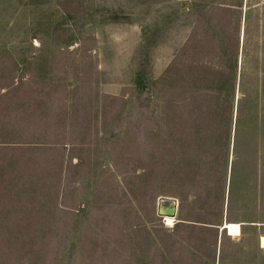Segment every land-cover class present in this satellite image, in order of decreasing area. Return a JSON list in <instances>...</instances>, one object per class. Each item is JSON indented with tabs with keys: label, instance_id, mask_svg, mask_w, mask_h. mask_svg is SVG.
<instances>
[{
	"label": "rangeland",
	"instance_id": "obj_1",
	"mask_svg": "<svg viewBox=\"0 0 264 264\" xmlns=\"http://www.w3.org/2000/svg\"><path fill=\"white\" fill-rule=\"evenodd\" d=\"M261 235L264 0H0V264H264Z\"/></svg>",
	"mask_w": 264,
	"mask_h": 264
},
{
	"label": "water",
	"instance_id": "obj_2",
	"mask_svg": "<svg viewBox=\"0 0 264 264\" xmlns=\"http://www.w3.org/2000/svg\"><path fill=\"white\" fill-rule=\"evenodd\" d=\"M177 202L171 198H160L157 202L156 212L161 218H174L176 214Z\"/></svg>",
	"mask_w": 264,
	"mask_h": 264
},
{
	"label": "bare ground",
	"instance_id": "obj_3",
	"mask_svg": "<svg viewBox=\"0 0 264 264\" xmlns=\"http://www.w3.org/2000/svg\"><path fill=\"white\" fill-rule=\"evenodd\" d=\"M164 223L167 226H172L174 223V218L165 217ZM176 222V221H175ZM225 228L227 234L232 237H238L241 234V224L239 223H225V225L222 227ZM259 246L264 249V235H261L259 237Z\"/></svg>",
	"mask_w": 264,
	"mask_h": 264
},
{
	"label": "crops",
	"instance_id": "obj_4",
	"mask_svg": "<svg viewBox=\"0 0 264 264\" xmlns=\"http://www.w3.org/2000/svg\"><path fill=\"white\" fill-rule=\"evenodd\" d=\"M176 212H177V207H176ZM175 218H176V216H175ZM175 218H174V222L176 221ZM225 223H229V222H225ZM225 223L221 224V226L218 227L219 235H220V233H222V232L224 231L225 234H226V236H228V238H232V239L237 238V237L234 238V237H232V236H229V235L227 234L225 228H222V227L225 225ZM230 223H234V222H230ZM240 236H241V234H240ZM240 236H238V237H240ZM259 237H260V236H259ZM258 246H259V238H258ZM259 248H261V247L259 246ZM261 249H262V248H261Z\"/></svg>",
	"mask_w": 264,
	"mask_h": 264
},
{
	"label": "trees",
	"instance_id": "obj_5",
	"mask_svg": "<svg viewBox=\"0 0 264 264\" xmlns=\"http://www.w3.org/2000/svg\"><path fill=\"white\" fill-rule=\"evenodd\" d=\"M239 108V110H238V113L240 112V109H241V105L238 107ZM239 120V119H238ZM240 122L238 121V124H239Z\"/></svg>",
	"mask_w": 264,
	"mask_h": 264
},
{
	"label": "built area",
	"instance_id": "obj_6",
	"mask_svg": "<svg viewBox=\"0 0 264 264\" xmlns=\"http://www.w3.org/2000/svg\"><path fill=\"white\" fill-rule=\"evenodd\" d=\"M165 217H163L162 219L164 220Z\"/></svg>",
	"mask_w": 264,
	"mask_h": 264
}]
</instances>
